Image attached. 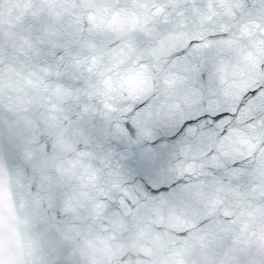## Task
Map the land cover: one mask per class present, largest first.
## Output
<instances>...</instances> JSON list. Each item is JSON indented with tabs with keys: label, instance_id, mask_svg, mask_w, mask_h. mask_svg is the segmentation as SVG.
<instances>
[{
	"label": "snow or ice",
	"instance_id": "obj_1",
	"mask_svg": "<svg viewBox=\"0 0 264 264\" xmlns=\"http://www.w3.org/2000/svg\"><path fill=\"white\" fill-rule=\"evenodd\" d=\"M0 264H264V0H0Z\"/></svg>",
	"mask_w": 264,
	"mask_h": 264
}]
</instances>
